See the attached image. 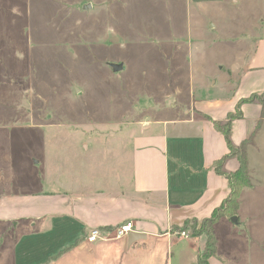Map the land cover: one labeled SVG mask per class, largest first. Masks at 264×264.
Returning <instances> with one entry per match:
<instances>
[{
    "label": "rangeland",
    "instance_id": "1",
    "mask_svg": "<svg viewBox=\"0 0 264 264\" xmlns=\"http://www.w3.org/2000/svg\"><path fill=\"white\" fill-rule=\"evenodd\" d=\"M242 12L227 0H0V191L56 190L117 153L131 121L170 117L173 90L184 108L201 68L249 58L230 51L253 40L224 28ZM251 158L259 183L248 256L264 264V158ZM233 248L246 255L221 239L224 264Z\"/></svg>",
    "mask_w": 264,
    "mask_h": 264
},
{
    "label": "crops",
    "instance_id": "2",
    "mask_svg": "<svg viewBox=\"0 0 264 264\" xmlns=\"http://www.w3.org/2000/svg\"><path fill=\"white\" fill-rule=\"evenodd\" d=\"M227 2L234 8L242 5L243 12L225 30L253 40L245 50L230 51L231 56L249 58L230 66L217 62L208 71L201 68L197 87L191 84L186 92L184 108L176 103L181 91L173 90L171 116L131 121L126 143L97 170L80 171L77 180L69 173L52 191L17 194L2 189L0 264H196L207 235L179 228L209 217L231 191L227 177L216 171L229 150L213 122L226 121L239 100L264 92V0ZM233 74H241L238 84L230 83ZM240 110L242 117L232 120L230 140L236 148L246 143L251 184L240 193L238 222L222 216L214 224L216 255L208 258L209 264H224L219 258L223 238L246 249V255L238 248L228 250L230 264H249V227L259 183L251 155L264 158V115L258 101L243 103ZM83 147L89 148L86 142ZM238 166L233 154L219 167L233 173ZM129 220L145 238L130 244L127 237L88 241L92 228L113 229Z\"/></svg>",
    "mask_w": 264,
    "mask_h": 264
},
{
    "label": "trees",
    "instance_id": "3",
    "mask_svg": "<svg viewBox=\"0 0 264 264\" xmlns=\"http://www.w3.org/2000/svg\"><path fill=\"white\" fill-rule=\"evenodd\" d=\"M258 101L262 105V112L264 115V92L260 94H251L246 97V99H241L238 101L235 110L230 113L227 120L224 122L214 121L213 126L221 132L228 145V153L221 157V159L216 163V171L224 174L229 180V188H231L230 194L220 203L219 207L214 209L209 217H206L202 221L198 222L196 220L186 221L185 224L179 229H188L191 235L204 234L207 235V240L205 243L204 251L198 256L196 264H209L208 258L210 256L216 255V238L213 234V226L220 220V217L235 216L239 208L238 199L241 191L245 187H249L251 184L250 173L248 170V162L245 154V142L242 146L236 148L234 144L231 143V123L233 119L241 118L242 112L240 106L246 102ZM236 155L239 159V166L233 173H226L220 169V164L226 159L227 156Z\"/></svg>",
    "mask_w": 264,
    "mask_h": 264
},
{
    "label": "built area",
    "instance_id": "4",
    "mask_svg": "<svg viewBox=\"0 0 264 264\" xmlns=\"http://www.w3.org/2000/svg\"><path fill=\"white\" fill-rule=\"evenodd\" d=\"M132 230H136L135 223L129 220L124 223L118 224L113 229L103 230L100 228H92L87 235V238L89 242H96L98 240L113 241L115 239L125 238ZM176 233L186 238L189 237V235L184 231H177Z\"/></svg>",
    "mask_w": 264,
    "mask_h": 264
},
{
    "label": "water",
    "instance_id": "5",
    "mask_svg": "<svg viewBox=\"0 0 264 264\" xmlns=\"http://www.w3.org/2000/svg\"><path fill=\"white\" fill-rule=\"evenodd\" d=\"M88 7H89V4L86 5V8H88ZM108 65L111 67V69L113 71H116V72L123 69V64L122 63L109 62ZM230 219L234 223L238 222V218H236V215L230 217ZM126 237H127V244H130L131 242H133L135 240H138V239H141V238H145L142 233H140L138 231H135V230L130 231L129 234Z\"/></svg>",
    "mask_w": 264,
    "mask_h": 264
}]
</instances>
